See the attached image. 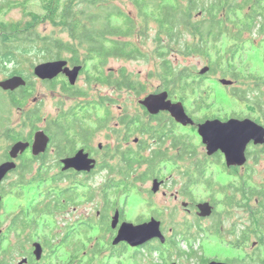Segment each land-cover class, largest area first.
Wrapping results in <instances>:
<instances>
[{"label":"trees","instance_id":"obj_1","mask_svg":"<svg viewBox=\"0 0 264 264\" xmlns=\"http://www.w3.org/2000/svg\"><path fill=\"white\" fill-rule=\"evenodd\" d=\"M129 1L133 6L132 11H123L121 6L113 0H40L43 14L30 12L27 14L28 21L24 30H4L1 34L0 63L7 64L11 62V57L15 56L17 48L26 49L27 47V50L41 51L42 59L40 62L55 60V58L64 54L68 55L70 63L89 67L91 75L87 77L89 80H93L94 72L105 65L110 58L138 59L147 56L132 38L137 37L140 41L143 36H147L153 31L154 35L152 36L156 43L154 54L159 59L157 65V76L161 82L159 87L167 90L171 98L182 101L186 109L200 112L210 105L211 90L205 89L202 85L207 77L196 72L195 67L182 66L180 62L175 61L176 55L198 56L205 61L204 63L208 62V72H214L216 69L217 72L223 75H235V60L233 58L238 55L237 52H244L247 43L254 42L252 31H254L256 25H262L261 19L264 17V0H188L185 4L182 0H173L172 2L167 0ZM40 23L50 25L51 30L39 31L36 27ZM247 34L250 36L247 37ZM187 35L190 36V39L187 38ZM224 37L229 42L222 47L221 42ZM25 45L27 46L25 47ZM223 64L225 67L221 69L220 67ZM97 72L99 75V71ZM113 75V73L108 74L107 82L109 85L130 89L136 95H141L145 91L144 83L141 80L136 81L133 79L125 68L120 69L119 76ZM97 77L99 80L100 77ZM28 80V89H30L33 83H30L31 79ZM48 85L55 89V80L49 81ZM251 90L253 89L239 88L232 95L241 101L250 102V98L246 95ZM72 94L77 96L81 92L73 91ZM30 95L29 92L28 97ZM111 101L113 102L114 99L108 98L107 102ZM78 106L79 104L76 103L75 108L77 109ZM75 108L72 109L73 112H76ZM92 108L96 107L92 106ZM98 110L99 107H97ZM95 112L92 111V113ZM40 113L38 106L29 109L28 117H26L28 118L29 127L37 128V123L42 120ZM129 113L124 109V121H136L138 126L144 124L143 117ZM110 114L111 110L108 107L106 117H98L97 119L99 121L101 119L110 121ZM83 115L87 116L85 117L88 118L87 120H91L87 110ZM66 118H63L64 123L61 122L62 118L57 123L58 138H55V117L44 118L45 131L51 136L50 146L53 144L55 147V139H58V143L61 145L60 156L73 152L79 140H74L75 135L69 133L71 128ZM121 118L118 117V119ZM158 122V126L162 129L174 128L173 119L162 117L159 118ZM7 131V128H5L3 132L9 138L11 135ZM162 134L163 131L156 133L159 136L158 138H162ZM172 136L175 137L176 135L172 134ZM176 138L183 146L178 160L130 159L125 156L124 158H118L116 163L110 162L109 167L123 171L120 172L121 178H119L123 179V182L111 180L112 183L102 191L104 198L107 200L105 208H111L109 205L111 194L114 197L128 194L130 190L136 187L137 182H144L158 176L161 172L158 163L161 161L177 164L185 162L184 167L179 169L181 180L184 177L186 179L184 184L180 185V189L181 191L186 189L188 193H191L192 188L197 186L200 177L203 175L201 165L197 159V146L194 147V138L191 135L181 134ZM5 153L7 152L5 151ZM5 153L2 154V157ZM48 154L49 149L40 157L27 155L21 157L19 166L25 168V172L17 174L14 187L28 183L26 173L33 170L37 165L36 169L38 171H36L35 177L38 181L43 180V182H46L43 191L48 198L40 199L38 204L33 203L29 207H23L20 213L16 215L17 217L24 218L29 215L37 216L38 214L52 213L54 207L55 211H60L67 208L68 204H77L81 194H84L87 200L93 197L92 192L79 191L77 187L71 189L59 187L57 182L63 180L64 176H48L44 172L45 168H49L46 165ZM142 164L145 165L143 171L140 170ZM130 177L133 178L132 181H129ZM120 184L123 185V188L119 187ZM109 188L112 189L109 190ZM20 192H22V189H18L17 193ZM52 193L55 194V198H53ZM87 193L89 196L86 195ZM255 194V188H252V195ZM262 194H264V186ZM262 194L259 196L262 197ZM155 214V216L161 217L162 211L155 210ZM105 217L107 216L103 213L98 218L93 217L91 220H84V222H81L83 225L76 229L72 237L60 238L57 243L53 236L45 235L40 240L44 243L43 246H46L45 256H42L39 261L33 255H30L28 246L33 241L31 234H24L26 229L39 225L38 221L28 222L23 218L15 219L11 221L12 224L7 226L6 229L0 228V264H15V259L18 256L27 257L26 264H42V262L43 264H56L57 260L54 262L53 258L58 257L60 251L58 249L60 248H65L67 251L73 248L72 258L84 257L85 255L88 257L86 264H94L96 260L98 264H103L105 260L103 249L100 247L103 242L100 241L108 232ZM1 223L0 221V225ZM42 225L44 227L43 231H48V224L44 223ZM256 225L264 227V220ZM192 226H196V222ZM92 227L97 229L100 236L96 240L97 243H93V248L86 250L83 255L86 248L84 243L88 239L87 235ZM18 229H21V231L17 232ZM23 234L24 236H22ZM76 234H79L77 236L79 239L72 240ZM11 235H14V242ZM192 239H197V235L193 234L191 230L180 229L179 231L172 227L171 236L167 238L166 244H156L155 251L164 248L168 250L169 245L173 251L177 250L178 255L185 254L188 258H191L194 255L197 256L196 249L190 245V250H182L179 242L181 240L191 241ZM98 243L101 244L98 245ZM105 244H109V242L107 241ZM119 255L120 253H111V257L120 258ZM131 256L132 259H136V255L132 254Z\"/></svg>","mask_w":264,"mask_h":264},{"label":"flooded vegetation","instance_id":"obj_2","mask_svg":"<svg viewBox=\"0 0 264 264\" xmlns=\"http://www.w3.org/2000/svg\"><path fill=\"white\" fill-rule=\"evenodd\" d=\"M184 1V3H187ZM29 0H0V36L3 33L4 30H24L27 25V14L30 13L27 11ZM264 5V4H263ZM28 12V13H27ZM19 14L20 16H18ZM261 19V18H260ZM262 25L258 24L255 26V30L258 32H261L264 36V17L261 19ZM253 32V31H252ZM242 53V51L237 52L238 55H236L233 59L234 61V67L235 70H237L236 66L238 63V57L239 54ZM66 60L67 64L66 66H69L70 68L74 66H78L80 64H72L70 63V60L68 58V55H62L61 57L55 58V60ZM107 64V62H106ZM106 64L101 66L98 72H94V79L89 80L87 76L90 74V68L82 66L81 70L79 71V74L77 76V79L74 84L69 83V79L67 78L66 74L64 72H60L53 80H42L43 82H46L49 84V81L55 80V94H58L62 101H58V108H57V114L55 117V138H58V125L57 123L60 121L64 123L65 120H63L64 117H67L68 125L71 128L69 130L70 134H74L75 138L74 140H77V146L73 150V152L69 154H63L59 155L60 152V143L58 139H55V172L53 173V169L45 168L44 172L47 173L48 176L50 175H63V179H71V181H78L81 183H71V185H67L63 188H74V187H82L85 190H89L88 185L86 184L85 180H89L92 178L93 175L101 172H105L103 175L104 181L102 182L100 186V192L102 196L101 200V208L98 209L96 213V218H98L101 214H106L107 217H105V220L108 224V232L105 233L108 237V242L106 249L102 252L104 253V260L105 263L103 264H110L107 263V258L111 259V253H120V258L124 250L131 248L132 251L136 254L139 253L143 256V260H145L144 264H156L154 261V254L158 255L160 259H163L167 252V249H158V251H155V245L157 239L153 238L150 241H147L146 243L140 245V246H130L129 244L125 242H119L116 245L112 244V240L115 237L117 233V229L121 222L127 221L124 217V207L119 205V197L115 196L113 194L110 195V206L111 208H105V205L107 204V200L104 198L103 190H105L106 187H108L112 182L111 180H119V182H123V179H119L120 172L122 173V170L114 169L109 167L110 161L115 158L125 157L128 156L130 159H148V158H157V159H164L170 160V159H177L181 155V149H183V146L177 141V136L181 134L176 133V127H184V128H192L196 127L197 129V123H202L206 119H212L213 116L208 115H202L201 117H198L194 115L195 111H191V109H186L185 112L188 113V115L193 119L194 123L191 125H181L180 123L176 122L173 117L170 115L169 112L166 111H160L157 114H150L145 107L140 105L138 103V106L136 107L137 111L136 113H132V115H140L143 117L144 124L141 126H138V123L136 121L129 122L127 120H123L124 117V109L123 106H119V110L121 114L119 117H122L121 119H117L114 121L112 125L109 124L110 121L107 120H98L97 118H105L107 113V108L109 107L108 96L106 93H100L97 97L94 94V97H89L91 89L96 87L97 85H100L102 87L108 86V74L114 73L115 76H118V71L115 73L112 70L107 71ZM5 64H1L0 66L4 67ZM210 65V63H209ZM207 66L208 70L203 73V76L209 78V76H217L219 75V72L215 69L214 72H208L209 66L208 62L205 63L204 67ZM25 67L20 66L19 69L12 67L10 70H8L1 78L0 80H7V78H10L12 76H21L25 80L24 85H20L16 87L15 89H3L0 87V93L5 97V99L10 103L9 106L12 107L13 111H15L16 117L14 118L15 124L12 125L13 128H8L7 132L11 135L9 139V143H14L19 140L28 141L32 143L33 135L36 132V130L43 129L45 131V125L43 127H40L37 123V128L29 127L28 126V112L29 109H34L35 105L29 106V99L30 96L33 94V91L35 88V82L33 79H31L25 71ZM234 70V71H235ZM33 71V68H32ZM34 74V73H33ZM232 76V83L229 85H226L230 91L236 92L237 89L243 88L239 86V77L241 74L239 71H235V75L231 74ZM99 76V80L98 77ZM39 79L38 77H36ZM83 78L84 83L87 86H83L79 84V79ZM223 78V77H222ZM226 78V77H224ZM256 78V76H254ZM31 79L30 83H33L32 88L28 89L29 80ZM257 79V83L255 85L247 86L250 89H253L252 91L256 92V95L254 97L249 96L250 106L254 110H256L259 114V121H255L257 119H253L251 117H243L239 114L236 115H230L228 117H222L221 120H228L229 118H250L254 122L264 126V77L263 75H259V78ZM220 80V79H219ZM222 84V83H221ZM224 85V84H223ZM225 86V85H224ZM163 90V89H162ZM73 91H80L81 94L75 96L72 94ZM129 91H131L129 89ZM31 93V95L28 97V93ZM133 92V91H132ZM232 92V93H233ZM146 96V95H145ZM143 98V97H141ZM140 98V99H141ZM169 98H171L169 96ZM65 100H71L73 103L72 105L66 107H60L61 103H64ZM172 101H175L176 99L171 98ZM138 101V100H137ZM178 101V100H176ZM112 102V101H111ZM75 103L79 104L77 109L75 108ZM92 106H95L96 108H92ZM97 107H99V110L97 111ZM75 108L76 112H73L72 109ZM86 110L88 111V115L91 116V120H87L83 114H85ZM92 111H96L95 113H92ZM7 112V111H6ZM4 113L2 115V120L0 121V125L4 121L3 118H6L7 113ZM68 113V114H67ZM63 116V117H62ZM88 116V117H89ZM77 117V118H76ZM166 117L173 119L174 128H166L162 129L159 125V118ZM45 118V117H44ZM44 118H42V121H44ZM201 119V120H200ZM215 119V118H214ZM11 120V119H10ZM19 126V127H15ZM29 133H23V130H27ZM87 129H84V128ZM57 130V131H56ZM163 131L162 138H158L159 136L156 135L157 132ZM31 132V133H30ZM50 139V134L45 131ZM99 133H103L106 135H109L113 138L115 135L116 137V143L115 145L110 144H103L99 142L97 146L94 144L95 138L99 135ZM109 133V134H108ZM172 134L176 135L175 137L172 136ZM51 141V140H50ZM50 141L48 142L47 149L50 148ZM199 148L197 146V159L199 160L198 163L201 165V169L203 171V175L200 177L199 182L197 183V187L200 188V192L196 196V198L192 197V193H188L186 189L181 191V187L179 189H176L174 193L170 195L173 196L174 199H182L181 205L183 202L186 203V205H182L184 210H186L187 213L194 214L196 219V231H197V239L200 245V241H203L204 239H207L208 237H215L218 239L219 244H224L227 247H230L232 251H235L233 253H228L226 255L218 256L215 255L213 257L207 258L203 257L201 262L202 255L199 254V264H206L210 260H216L219 262H224L227 264H264V227L260 225L258 227V223H261L264 220V194H262V189L264 186V178L257 179L253 177L254 171L256 170L255 164H257V160L259 153L264 152V143L263 144H254L253 142H249L247 146L245 147V156L246 160L242 165H228L227 162H225V155L221 150H218L212 154H208L206 148V145L202 142L201 137L200 141L198 143ZM83 149L85 153L88 154L90 158H93L96 160V165L94 166L90 172L86 171H77L75 169H62V162L61 159L67 156L73 155L77 150ZM46 149V151H47ZM199 149V150H198ZM45 151V152H46ZM8 152V150H7ZM45 152L36 155V157H40L41 155L45 154ZM23 155L27 156H35L31 152V146H29L22 154L18 155V157L15 159L17 167L10 171L6 177L0 182V185L2 183L5 184V186L8 187V190L10 191V195L16 196V193L14 192V182L17 180V174H21L22 172H25V168L20 167L21 163V157ZM9 159L8 153L4 154V157H1L0 162ZM254 161V162H253ZM253 162V163H251ZM38 171V169H36ZM12 176V177H11ZM77 177V178H76ZM135 177V176H134ZM47 178V177H46ZM74 178V179H73ZM73 179V180H72ZM154 179H157L160 181L159 189H161L162 186L166 185L167 187H171V184L173 182V178L166 176L164 177L163 174H159L158 176H154L152 178V181ZM181 180V186L185 182V177ZM133 178L130 177L129 181H132ZM138 183V182H137ZM55 186V185H54ZM59 186V185H58ZM18 187V186H17ZM60 187V186H59ZM120 188H123V185H119ZM252 188H255V195H252ZM98 189V188H97ZM112 188H109L111 190ZM159 189L157 192H151V195H154L159 192ZM80 191V189L78 188ZM108 190V189H107ZM262 194V197L261 194ZM55 193V191H54ZM53 194V198H55V194ZM163 196H166L168 193L166 190L162 191ZM260 195V196H259ZM44 198H48L45 194H43ZM67 196V195H64ZM90 200V199H89ZM85 200V201H89ZM146 204L151 202L149 199H145ZM208 202L211 207V213L207 216H200L197 214V204ZM69 206L72 204H68ZM55 206V202H54ZM68 208V207H67ZM153 208V207H152ZM65 211H67L66 208L55 211V207L52 210V213H45L43 215H37V216H26V217H17L16 215L11 217V219L8 221L9 225L12 224L11 221L17 219H25L28 222L32 221H38L37 226H34V228H28L25 230L24 234L29 233L31 234V237L33 238V241H37L41 244L43 253L45 252L46 246H43L44 243H42L40 240L45 236H53L55 238H64L66 236L72 237L74 232L77 228H75V224L70 223V225H67L66 227H58L55 224H57L59 221H68L66 220L67 216L65 215ZM118 212V223L116 227H112V217ZM148 217H138L140 219H135L133 223H141L144 221H147L150 217H154L155 215V209H151ZM108 218V220H107ZM156 218V217H155ZM158 219V218H157ZM87 221V219H84ZM82 220V222H84ZM160 220V219H159ZM161 221V220H160ZM48 224V231H43V225L42 224ZM83 224H80L82 226ZM36 228V229H35ZM161 228H162V222H161ZM17 232H20L21 229L16 230ZM163 231V230H162ZM24 234L22 236H24ZM256 238L255 241H252V238ZM33 241L30 243V255H33ZM158 242V241H157ZM167 242L160 243L161 245H165ZM72 248V247H71ZM70 248V249H71ZM200 249H204L203 245L200 246ZM200 249L198 252H201ZM85 249L83 251V255L86 253ZM74 249L72 248L69 253L73 254ZM197 252V253H198ZM34 256V255H33ZM80 256V255H79ZM136 259H133V264H139ZM84 257H86L84 255ZM78 258V257H75ZM118 258V260L120 259ZM27 259V257H26ZM81 260V258H78ZM206 260V261H205ZM28 261V260H27ZM39 261V260H37ZM25 262L24 264H26ZM73 264V263H72ZM80 264H86L80 263ZM93 264V263H92ZM95 264V263H94ZM165 264V263H164Z\"/></svg>","mask_w":264,"mask_h":264},{"label":"rangeland","instance_id":"obj_3","mask_svg":"<svg viewBox=\"0 0 264 264\" xmlns=\"http://www.w3.org/2000/svg\"><path fill=\"white\" fill-rule=\"evenodd\" d=\"M115 3L121 6L123 11H132L133 6L131 5L129 0H113ZM168 2H172L173 0H167ZM183 3L186 0H182ZM42 3L40 0H29L27 11L28 12H36V13H42ZM185 4V3H184ZM27 12V13H28ZM20 16L19 14H17ZM28 21V17H27ZM39 31L47 30L50 31L51 27L48 24L40 23L38 27H36ZM154 32L151 31L147 36H143V38L139 39L137 37H133L132 40L137 42V44L141 47L142 51L146 53L147 56L144 58H138V59H123V58H110L106 64L107 71L112 70L115 73L120 75V69L125 68L126 72L131 75L133 79L136 81H142L145 85V91L143 94L136 95L135 92L129 91L127 88H117L113 85H109L106 87H102L100 85L94 86L93 89L90 91L89 97H94V94L96 97L100 93H106L108 98L114 99L113 102L109 103V108L111 110V119L109 124L112 125L115 120L118 119L119 115L121 114L119 110V106H123V109H126L129 114L136 113L138 106V101L141 97H144L145 95L149 93H156L162 91V88L159 86L161 85V82L157 76V65L159 62V59L155 56V48L156 43L153 39ZM250 35L247 34V37ZM252 37L254 38L253 43H247L246 49H244V52L239 54L238 57V63H237V70L239 71L241 76L239 77V86L246 87L250 85H255L257 82L256 78H259V75H263L264 77V36L261 34V32H258L257 30L253 31ZM187 38L190 39V36L187 35ZM229 42L226 37L222 39L221 46L224 47L225 44ZM250 44V45H249ZM27 45H25L26 47ZM24 50V51H23ZM15 56L11 57L12 61L5 63L4 67L0 66V78L12 67H15L19 69L20 66L25 67L26 74L34 80L35 82V90L33 91V94L30 96L29 99V106H38L40 109V115L42 118L48 117L53 118L57 114V108H58V101H62L58 94H55V89H52L49 87L48 83L43 82L40 79H37L36 76L33 74L32 68L33 65L40 62L42 59V53L41 51H34V50H27L22 49H16L15 50ZM175 61L180 62L182 66L196 68V72H199L202 67L205 65V61L200 59L198 56H182L177 54ZM225 65L223 64L220 68L223 69ZM219 68V69H220ZM255 69V71H253ZM111 73V72H110ZM109 73V74H110ZM114 74V73H113ZM118 75V76H119ZM115 76V74L113 75ZM232 75H223L219 73L217 78L213 76H209V78L204 79L203 81V87L205 89L211 90V96L209 97L210 105L209 107L201 110L200 112H194V115L201 117L202 115H208L213 116L214 118H222V117H228L230 115H236L239 114L243 117H251L255 118L259 121V114L256 110L252 108L251 103H248L247 101H241L237 97L232 95L233 91H230L226 85L224 86L221 84L220 80L222 77H226L227 79H232ZM256 76V78H254ZM83 78L79 79V84L83 85L84 87L87 86L86 84H83ZM248 94L246 96H253L256 95L255 91H248ZM71 100H65L64 103H61L60 107H68L72 105ZM76 104V103H75ZM10 103L5 99V97L0 93V121L2 120V115L6 112L7 116L6 118H3L4 121L0 125V157H2V154L7 152L8 149H10L11 143H9V139L4 134L5 128H13L12 125L15 124L14 118L16 117L15 111H13L12 107L9 106ZM138 112V111H137ZM11 119V120H10ZM45 124L44 121H39L38 125L40 127H43ZM14 126V125H13ZM19 127V126H15ZM27 130H23V133H29ZM176 133L177 134H184V135H191L194 138V147L195 145L199 148V141L200 137L197 132L196 127L192 128H184V127H176ZM109 134V133H108ZM116 137L115 135L110 137L109 135L99 133V135L95 138L94 144L97 146L99 142L103 144H110L115 145L116 143ZM55 147L53 144L49 148V154L47 155V164L50 169H53V173L55 172V150H53ZM200 149V148H199ZM198 149V150H199ZM1 160V158H0ZM118 158H115L111 160V163H116ZM256 170L254 171L253 177L257 179L264 178V152L259 153ZM254 162V161H253ZM251 162V163H253ZM184 163H172V162H166L163 161L159 162L158 166L160 168V174H163L164 177L169 176L173 178V182L171 184V187H167L166 185L162 186L161 189H159V192L151 195V187H152V178L149 180H146L144 182H138L136 183V187L133 188V190H130L128 194H121L119 197V205L124 207V217L125 220L134 222L135 219L138 217H148L149 213H151V209H155L156 211H162L161 217L156 218L160 219L162 222V230L166 238L171 236L172 227L176 228L177 230H185L189 229L193 234L197 235L196 227L192 226L196 222L195 215L187 213L186 210L181 205L182 199H174L171 194L175 192L176 189L180 188L181 185V174L179 169H182L184 167ZM254 164V163H253ZM38 166L35 165L34 169L31 171H28L27 174V181L25 185H21L19 187L14 188V192L16 193V196L10 195V191L8 190V187L5 186L4 183L0 185V196L1 202H0V221L2 222L0 225V228L6 229L7 226H9V220L11 217L13 218L14 215H18L21 211V209L24 207H29L30 204L39 203V200L43 199V194H46L43 191V188L46 186V182L38 181L36 179V168ZM145 169V165L142 164L140 167V170L143 171ZM105 172L97 173L92 176L91 179L86 181V184L89 187V190H85L82 187H77L80 189V191L83 192H92L93 197L89 201L87 198H85L84 194H81L80 198L77 201V204H72L70 206H67V211H65V215L67 216L66 220L67 222L62 220L59 221L57 224H55L58 227H66L67 225H70V223L75 224V228L79 229V225L81 224L82 220L87 219L91 220L93 217H96V213L98 209L101 208V192H100V186L102 182L104 181L103 175ZM12 177V176H11ZM61 179L57 183L58 185L63 188L67 185H71V183L74 184L75 181H71V179ZM77 178V177H76ZM34 179V180H33ZM74 179V178H73ZM72 179V180H73ZM39 182V183H38ZM75 183H81L76 181ZM23 186V187H22ZM98 188V189H97ZM18 189H22V192L17 193ZM192 197L196 198L198 193L200 192V188L195 186L192 188ZM166 190L167 195L163 196L162 191ZM89 196V194H86ZM85 198V199H84ZM145 199H149L151 202L146 204ZM42 206V205H39ZM153 207V208H152ZM174 212V214H172ZM172 214V215H171ZM140 219V218H138ZM99 232L97 229L90 230V233H88L87 237L88 239L84 243L85 249L91 250L93 248V245L97 243V238L100 236L98 234ZM79 234H76L75 237L72 239H79ZM11 238L14 242V235H11ZM252 241H255L256 238L251 237ZM60 238H55V242L57 243ZM90 239V240H89ZM108 241V237L105 236L102 238V241H100L101 245L100 247L105 250L107 244H105ZM156 244H159V242L155 241ZM94 243V244H93ZM168 245V244H167ZM190 245L196 251L200 249V246L203 245L204 249H200L201 252H196L197 256L194 255V257L188 258L187 255L181 254L178 255L177 250H172L170 246L168 245L167 254L163 259H160L158 255L154 254V261L156 264H169L172 261H175L177 264H199V254L202 255L201 262L203 257H213L215 255L222 256L226 255L228 253H233L235 251H232L230 247H227L224 244H219L218 239L215 237H208L207 239H204L203 241H200V245L198 240H191V241H183L181 240L179 242V246L182 250L188 251L190 250ZM31 245L29 244V249ZM46 250V249H45ZM58 252V257L53 258L54 262L56 264H80L85 263L88 260V257H80L81 260L78 258H72V255L67 251L65 248H60ZM106 253L105 251L103 252ZM140 253V252H139ZM139 253L137 256V261L139 264H144L145 260H143V256ZM132 254L136 255L134 251L131 250V248L126 249L123 251L121 258L118 260L117 257H111L109 260L107 258L108 263L110 264H133V259L131 258ZM42 256L44 257V253L42 251ZM41 256V257H42ZM23 256H18L15 260V264H17L20 259H22ZM105 258V257H104ZM106 259V258H105ZM46 261V260H45ZM200 262V264H201ZM43 264V262H42ZM95 264H98V261L96 260Z\"/></svg>","mask_w":264,"mask_h":264},{"label":"water","instance_id":"obj_4","mask_svg":"<svg viewBox=\"0 0 264 264\" xmlns=\"http://www.w3.org/2000/svg\"><path fill=\"white\" fill-rule=\"evenodd\" d=\"M66 60H49L39 62L33 65V73L36 77L43 80H53L60 72H64L72 85L75 83L79 71L82 66H74L70 68L66 66ZM208 67H202L198 73H205ZM220 82L224 85L232 83L231 79L221 78ZM25 80L20 76H12L7 80H0V87L3 89H15L20 85H24ZM138 103L146 108L150 114H157L160 111L169 112L173 119L181 125H191L194 123L193 119L188 115L186 108L182 101H172L169 98L167 90H162L156 93H149L138 100ZM197 132L201 137L202 142L206 145L208 154H212L221 150L225 155V162L228 165H242L246 160L245 147L249 142L254 144L264 143V126L254 122L250 118H229L228 120H221L219 118L206 119L202 123H197ZM49 135L43 130L39 129L33 135L32 143L28 141L19 140L11 143L8 149L9 159L0 162V182L6 175L17 167L15 159L22 154L29 146L33 155H39L46 151ZM63 164L62 169H75L77 171L90 172L96 165V160L90 158L83 149L77 150L73 155L61 159ZM160 186V181L154 179L152 181V192H157ZM2 196H0L1 202ZM182 205H186L185 202ZM200 216H207L211 213V207L208 202L197 204ZM118 212L112 217V227H116L118 223ZM157 239L158 242L164 243L166 236L161 229V221L155 216L150 217L147 221L141 223H133L130 221H123L120 223L117 233L112 240V244L116 245L119 242H125L130 246H140L151 239ZM33 255L36 260H40L42 256V246L39 242H33ZM27 259L24 257L17 262V264H24ZM169 264H177L175 261ZM206 264H227L216 260H210Z\"/></svg>","mask_w":264,"mask_h":264},{"label":"snow or ice","instance_id":"obj_5","mask_svg":"<svg viewBox=\"0 0 264 264\" xmlns=\"http://www.w3.org/2000/svg\"><path fill=\"white\" fill-rule=\"evenodd\" d=\"M262 67H264V66H262ZM253 71H255V69H253Z\"/></svg>","mask_w":264,"mask_h":264}]
</instances>
